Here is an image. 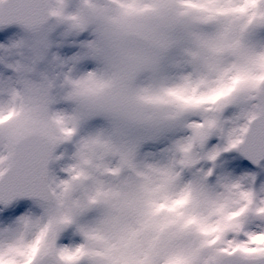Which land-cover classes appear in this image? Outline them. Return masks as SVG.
I'll return each instance as SVG.
<instances>
[{
  "label": "rangeland",
  "instance_id": "1",
  "mask_svg": "<svg viewBox=\"0 0 264 264\" xmlns=\"http://www.w3.org/2000/svg\"><path fill=\"white\" fill-rule=\"evenodd\" d=\"M49 4L54 19L41 31L0 28V176L20 136L39 131L57 143L54 201L0 206V264L45 253L63 264L264 253V163L239 151L259 108L264 0ZM167 14L182 27L158 29ZM60 224L91 241L59 239Z\"/></svg>",
  "mask_w": 264,
  "mask_h": 264
},
{
  "label": "water",
  "instance_id": "2",
  "mask_svg": "<svg viewBox=\"0 0 264 264\" xmlns=\"http://www.w3.org/2000/svg\"><path fill=\"white\" fill-rule=\"evenodd\" d=\"M54 19L48 0H4L0 4V26L20 25L35 32ZM181 25L174 16H164L159 26L173 31ZM143 42L148 38L140 33H127ZM259 113L251 120L241 151L244 158L260 166L264 162V82L258 92ZM229 107V106H227ZM228 108H224V111ZM56 145L46 134L30 132L15 143L13 160L0 178V205H11L18 199L40 200L50 203L54 194L49 184L50 166L54 161ZM35 264H61L50 253L43 255ZM218 264H264V255L255 258L239 254L222 255Z\"/></svg>",
  "mask_w": 264,
  "mask_h": 264
},
{
  "label": "bare ground",
  "instance_id": "3",
  "mask_svg": "<svg viewBox=\"0 0 264 264\" xmlns=\"http://www.w3.org/2000/svg\"><path fill=\"white\" fill-rule=\"evenodd\" d=\"M245 7V4H243V6H241L240 7V10L241 11H243V8ZM46 85H48L47 83H46ZM49 86V85H48ZM45 87V86H44ZM42 90H43V88H42ZM55 91V87L54 86H50V87H46V93H47V95H48V99H49V104L50 105H52V104H55V103H53L54 101H56V96L55 95H51V92L52 91ZM40 97L42 98V100L44 101V99L43 98H46V94H45V96H43V93H41V95H40ZM56 143V142H55ZM57 144V143H56ZM183 188H184V186H182ZM198 206L200 207V208H202V206H203V204H198ZM204 207V209H206V207L205 206H203ZM55 229H57L58 231V233H59V239H62V237H64V235H66V234H71V235H73V236H75V239H76V237L79 239V238H82V237H84L85 239H82L83 241H84V243H86L87 241H91L87 236H86V234H79V232H80V228H78V227H76L75 228V230H74V227L72 226V225H68L67 224V227H65L63 224H60V225H55ZM256 240H258V238H255ZM56 256V255H55ZM57 259H58V257H57ZM59 260V259H58ZM60 261V260H59ZM61 262V261H60ZM62 263V262H61ZM63 264V263H62ZM68 264H71V262H69Z\"/></svg>",
  "mask_w": 264,
  "mask_h": 264
}]
</instances>
